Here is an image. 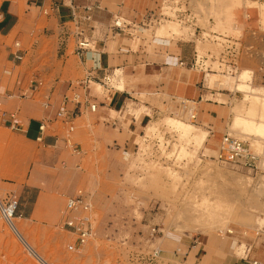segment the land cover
Listing matches in <instances>:
<instances>
[{
    "label": "rangeland",
    "instance_id": "obj_1",
    "mask_svg": "<svg viewBox=\"0 0 264 264\" xmlns=\"http://www.w3.org/2000/svg\"><path fill=\"white\" fill-rule=\"evenodd\" d=\"M162 4L163 12L172 18L150 27L145 34L193 38L198 43L200 61L203 53L214 51L215 58L204 62L208 83L244 91L232 108L235 118L228 134L255 150L262 141L246 135L249 131L236 125L235 119L242 110L255 124L264 121V0H161ZM250 7L257 8L252 18L255 27L251 29L257 44L252 47V38H248L247 46L241 41L242 22L248 18L245 9ZM196 8L202 11L201 18L192 17ZM168 24L176 25L178 32L161 33ZM228 42L238 51L235 60H225L237 65L233 75L227 72L230 64L220 61ZM211 67L213 71H208ZM108 85L124 87L122 71L110 76ZM95 90L102 92L104 86L95 84ZM134 96L135 101L155 103L163 98L167 102L160 103L162 113L141 133L130 134L126 140L113 141L109 134L100 139L104 135L92 121L82 166L68 173V193H61L64 205L61 207L58 195L49 200L50 204L42 207L49 216L45 220L30 214L37 189H9L12 183L25 184L29 163L23 150L14 147L16 140L8 139L9 130L0 133V204H17V216L10 219L19 234L50 264H199V241L244 257L249 240L264 230V152H257L261 159L254 169L221 162L217 158L221 143L214 141L201 124L195 102L147 92ZM135 106L130 102V112ZM169 119L192 125L196 132H206L204 145L198 147L193 139L183 138ZM2 185L8 186L6 193ZM78 194L87 195L93 205L94 234L85 244L63 228L67 199ZM2 211L0 207V264H42ZM157 250L159 254H155Z\"/></svg>",
    "mask_w": 264,
    "mask_h": 264
},
{
    "label": "crops",
    "instance_id": "obj_2",
    "mask_svg": "<svg viewBox=\"0 0 264 264\" xmlns=\"http://www.w3.org/2000/svg\"><path fill=\"white\" fill-rule=\"evenodd\" d=\"M88 4L100 6L95 12L94 31L98 52L81 57L76 53L74 36L70 35L71 19L73 7ZM160 6L161 0H0V110L16 112L21 126L14 130L0 116V133L9 130L5 132L8 139L16 140L14 147L23 150L29 163L25 184L12 183L13 188L9 189L27 186L38 190L30 213L37 219H48L42 207H47L55 196L61 197L58 202L61 207L64 205L61 193H68V173L82 166L84 146L93 131L92 121L104 135L100 139L109 134L113 141H119L141 133L162 113L160 103L165 105V99L155 103L135 101V94L147 92L195 102L198 118L214 141L221 143L229 133L235 118L232 108L244 91L220 87L219 83L211 86L202 69L190 65L198 53L197 40L148 37V28L137 37L111 29L118 16L138 24ZM245 13L248 18L242 22L241 41L247 46L248 38H254L251 29L256 22L252 18L257 8H247ZM197 33L198 30L196 37ZM253 42L250 47L257 44L256 40ZM117 71L125 76L124 87L114 89L101 84L104 90L97 92L95 84L100 83L93 81L86 103L83 84L88 76H116ZM208 71H213L212 67ZM130 102L136 104L134 112H130ZM90 104H96L95 111ZM61 110L80 113L66 118L58 115ZM252 137L264 142L262 137ZM9 189L2 185L5 193ZM260 232V236L249 240L241 258L223 253L211 242L198 240L199 264H254L255 260L264 263V230Z\"/></svg>",
    "mask_w": 264,
    "mask_h": 264
},
{
    "label": "built area",
    "instance_id": "obj_3",
    "mask_svg": "<svg viewBox=\"0 0 264 264\" xmlns=\"http://www.w3.org/2000/svg\"><path fill=\"white\" fill-rule=\"evenodd\" d=\"M167 0H163V3H166ZM97 9H100L99 5L88 4L82 7H73V16L71 19V30L70 35H73L77 49L76 53L84 57L89 52H98L96 48L97 37L94 35V31L97 29L95 26L96 17L95 12ZM164 4H162L158 11H150L144 17L140 23L130 21L122 16H118L113 20L111 29L116 33L125 34L130 37H137L140 32L145 31L146 28H154L157 25L162 24L166 19L172 18L163 12ZM181 13L180 11H178ZM231 42V41H230ZM229 44L223 47V51L220 55V61L229 63L230 68L227 71L231 75L237 70V65L225 60H235L237 58V47ZM19 59H22V56H17ZM206 60H199V55H196V58L190 64L192 67L201 68L204 72V75L207 76V68L204 62ZM200 62V63H199ZM184 64V62H181ZM199 64H201L199 66ZM97 81L100 84L108 85L110 77L104 76L103 78L93 77L92 74L84 81L83 89L86 92V103H89V85ZM91 110H96V104H90ZM80 113L79 110L66 113V111H60L58 115L60 117L66 118H75ZM0 116L5 119V122L10 125L14 130L21 129V126L18 121V116L16 112H7L0 110ZM195 118L196 116L193 115ZM217 158L221 162H230V163H239L243 166L254 169L257 168L261 159V155L246 146L243 140L233 137L230 134H225L222 138L220 148L218 150ZM4 216L6 219L17 216V204L11 203L8 206H4ZM93 205L90 198L84 194H78L70 196L67 199V203L64 209L63 214V228L73 232L80 243H87L94 234V224H93ZM229 233H233V230H229ZM160 250H157L155 254H159ZM254 264H264L257 260L254 261Z\"/></svg>",
    "mask_w": 264,
    "mask_h": 264
},
{
    "label": "bare ground",
    "instance_id": "obj_4",
    "mask_svg": "<svg viewBox=\"0 0 264 264\" xmlns=\"http://www.w3.org/2000/svg\"><path fill=\"white\" fill-rule=\"evenodd\" d=\"M263 11H264V9H263ZM261 13H262V11H261ZM201 14H202V11L199 8H196L193 11L192 17L193 18H196V17L197 18H201V16H202ZM262 17H264V15ZM219 29H217V30H219ZM172 31L178 32V27L176 25H174V24H168L167 26H164L163 28L160 29L161 33H167V32H172ZM202 55H204V58L207 59V61L212 60L215 57L214 51H211V52H208V53L205 52ZM255 97L259 98L257 96H255ZM253 106H251V108ZM263 107H264V103H263ZM238 112L239 113L237 114V119H235L236 120L235 124L240 126V127H245V130L249 131V132H245L246 135L257 136V137H262L263 136L264 137V121H260V122L255 124L254 119L251 116L243 115L242 114V110L238 111ZM248 113H250V111H248ZM168 122L171 125H173L174 127H176L181 132V135H182L183 138H185V139H193L198 147H202L204 145L205 140L207 139L206 132H204V131L203 132H196L192 125H189V124L184 123V122L179 121V120L169 119ZM183 145H184V142H183ZM254 151L255 152H259V153L264 152V143H263V141L257 143L256 148H255ZM0 207H1V210H3L2 212H4L5 208L2 207L1 204H0ZM8 221H9V224L11 225L13 231H15L17 233V235L24 242L26 247L31 251V253L38 258L39 262H41L42 264H50L44 258H42V256H40L38 253H36V251L23 239V237L19 234L18 230L16 229V227L14 226V224H13V222H12V220L10 218L8 219Z\"/></svg>",
    "mask_w": 264,
    "mask_h": 264
}]
</instances>
